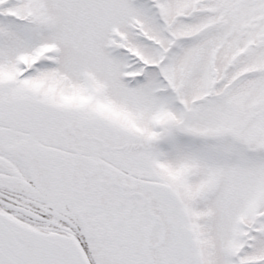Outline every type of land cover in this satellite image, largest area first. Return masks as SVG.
Masks as SVG:
<instances>
[{"label": "snow or ice", "instance_id": "6c2138e0", "mask_svg": "<svg viewBox=\"0 0 264 264\" xmlns=\"http://www.w3.org/2000/svg\"><path fill=\"white\" fill-rule=\"evenodd\" d=\"M0 264H264V0H0Z\"/></svg>", "mask_w": 264, "mask_h": 264}]
</instances>
